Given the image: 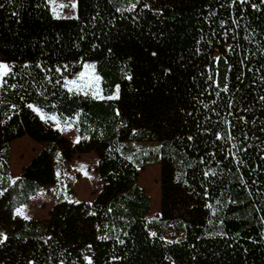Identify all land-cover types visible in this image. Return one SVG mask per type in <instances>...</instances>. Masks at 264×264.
<instances>
[{
    "label": "trees",
    "instance_id": "16d2710c",
    "mask_svg": "<svg viewBox=\"0 0 264 264\" xmlns=\"http://www.w3.org/2000/svg\"><path fill=\"white\" fill-rule=\"evenodd\" d=\"M0 62V264H264V0H76L59 18L48 0H0ZM85 62L113 99L64 86ZM23 136L42 148L12 180ZM90 152L91 201L15 215Z\"/></svg>",
    "mask_w": 264,
    "mask_h": 264
},
{
    "label": "rangeland",
    "instance_id": "374dc122",
    "mask_svg": "<svg viewBox=\"0 0 264 264\" xmlns=\"http://www.w3.org/2000/svg\"><path fill=\"white\" fill-rule=\"evenodd\" d=\"M49 1V0H48ZM76 0H55L57 5H66V7L56 9V13L53 11V4L49 3L50 9L54 16H72L75 14ZM0 64H6L0 62ZM7 65V64H6ZM85 65H93L92 62H85L82 69L76 73L73 77L67 78V80L77 79L81 72H84ZM89 76L98 78L95 80V87L91 89H85L82 93H89L92 96L102 97H113L114 95H104L100 77L95 71V68L88 69ZM1 78V77H0ZM98 90V91H97ZM39 115L44 118L46 116L41 112ZM54 115L48 116L52 117ZM56 117V116H55ZM57 118V117H56ZM53 123V126L58 128L65 136H67L72 142H76L78 138V131L75 125L74 119H68L61 122L58 118L54 121L49 119ZM42 146L32 141L27 136L15 139L10 144V169L11 179H16L21 172V168L38 152ZM97 158L93 152L81 154L73 157V159L61 167L58 171L56 185H47L41 188V190L34 196L30 197L29 200L17 207V209H23V215L25 218H43L47 216L48 211L55 203L56 198L61 193H67V197L72 198L76 201H91L101 187V180L95 171ZM136 184L143 189V191L149 196V202L154 200L151 211L148 210L146 218H152L158 214V166L151 165L144 167L138 171L136 177ZM72 188V191H68ZM16 209V210H17Z\"/></svg>",
    "mask_w": 264,
    "mask_h": 264
},
{
    "label": "snow or ice",
    "instance_id": "6c2138e0",
    "mask_svg": "<svg viewBox=\"0 0 264 264\" xmlns=\"http://www.w3.org/2000/svg\"><path fill=\"white\" fill-rule=\"evenodd\" d=\"M49 3L53 4V11L54 13H56V9L57 8H64L66 7V5H57L55 3V0H49ZM73 8L75 7V5H71ZM57 18H59V16L57 15ZM94 66L92 65H85V71L84 72H81L79 74V76L77 77V79H74V80H67L65 79L64 80V86L68 89V91L70 92H84L85 89H91V88H94L95 87V83L94 81L95 80H98V78H95V77H91L89 76V73H88V69H91L93 68ZM9 72V66L6 65V64H0V77H3V76H6ZM98 91V90H97ZM85 94H87L85 92ZM114 97H108V99H113ZM29 107L31 108L32 106L29 105ZM34 111H38L37 109H33ZM42 119L44 118L43 116L41 117ZM48 119H51V120H56L57 118L55 116H52V117H48ZM77 143L79 142V138H77ZM59 175V173H58ZM6 191V190H5ZM0 195H3V192H0ZM16 216H22L23 215V209H17L16 210V213H15ZM25 219H27V217H25ZM7 239V236L3 233H0V244L4 243V241ZM88 264H91V260L89 259L88 260Z\"/></svg>",
    "mask_w": 264,
    "mask_h": 264
}]
</instances>
